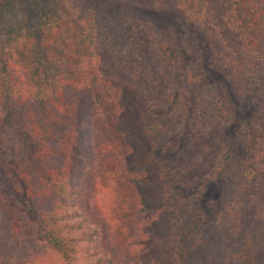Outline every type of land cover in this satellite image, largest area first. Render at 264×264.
Returning <instances> with one entry per match:
<instances>
[{"label":"trees","instance_id":"obj_1","mask_svg":"<svg viewBox=\"0 0 264 264\" xmlns=\"http://www.w3.org/2000/svg\"><path fill=\"white\" fill-rule=\"evenodd\" d=\"M7 16L0 264H264V0Z\"/></svg>","mask_w":264,"mask_h":264},{"label":"rangeland","instance_id":"obj_2","mask_svg":"<svg viewBox=\"0 0 264 264\" xmlns=\"http://www.w3.org/2000/svg\"><path fill=\"white\" fill-rule=\"evenodd\" d=\"M135 16L138 17L141 15H139V13H137ZM8 18H9V16L4 18V20L1 22L2 27H0V35L6 30V26H9ZM249 145H250V140L249 141L247 140V142L244 145V150H246L249 147Z\"/></svg>","mask_w":264,"mask_h":264}]
</instances>
